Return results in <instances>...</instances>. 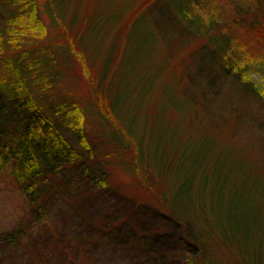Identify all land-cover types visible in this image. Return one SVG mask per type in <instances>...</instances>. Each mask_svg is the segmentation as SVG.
I'll return each mask as SVG.
<instances>
[{
    "label": "rangeland",
    "instance_id": "rangeland-1",
    "mask_svg": "<svg viewBox=\"0 0 264 264\" xmlns=\"http://www.w3.org/2000/svg\"><path fill=\"white\" fill-rule=\"evenodd\" d=\"M157 1L53 0V3L58 12L67 10L77 16L79 27L89 22L87 39L91 52L97 55L96 66L100 61L105 62L112 52L108 46L113 43L118 26L143 11L152 12L150 17L138 15L135 25L131 24L109 88L114 91L120 110L117 122L125 129H132L145 152L157 154L159 170L166 176L149 186L142 184L133 164L137 141L122 151L113 142H106L111 127L99 111H106L108 116L112 113L108 111L107 97L100 101L94 95L97 67L91 68L94 82L85 75L80 59L74 54H59L58 59L64 64V85L60 90L88 107L93 146L99 165L108 167L112 189L87 176L66 171L54 181L56 186L66 187L64 192L51 190L34 202L7 169L0 175V264H47L48 259L56 264L66 262L67 255L83 248H88L83 264H192L194 261L201 264L197 248L181 238L184 233L171 224L166 209L168 199L176 208L183 204L185 199L178 196V189L184 179H193L192 171H187L186 176L185 172L199 149L207 151L202 158H207L206 173L212 176L208 186L201 185L205 176L201 183L198 179L194 184L192 198L205 207V213L199 216L203 218L206 214L218 231L215 221L219 215L212 205L216 207L221 201L236 198L251 203L263 226L264 136L254 134L249 124V101L228 89L218 95L210 94L214 88L207 85L204 77L198 79L194 68L195 62L201 61L200 57H194V51L202 42L197 43L199 39L192 37L187 45L181 40L176 27L156 14ZM39 3L42 18L49 26L47 41L52 43L53 51H59L58 45L67 42L70 33L65 34L60 22L54 23L48 0ZM230 18V13L225 14L224 22H230ZM72 32L75 34V30ZM235 34L242 44L249 45L253 55L259 53L262 60V41L245 35L242 28H236ZM253 75L256 81H264V69ZM198 80L204 82V89ZM251 106V124L254 122L259 127L257 124L264 122L263 104L251 102ZM227 110L231 112V125L223 126L215 113L229 116ZM235 113L245 115L233 119ZM141 167L144 172L150 170L144 164ZM220 177L226 181L224 187L214 185V180ZM38 211L42 214L40 219ZM21 223L26 225L27 234L19 245L6 246L1 236ZM110 226H117L128 236L142 230L153 235H141L135 242H128L113 233L112 228L108 229ZM255 238V243L243 250L254 257L261 255L264 260V235ZM238 243L233 240L231 245L236 247ZM214 244L206 247L207 259L213 258L214 264H239L238 249L234 248V252L217 249Z\"/></svg>",
    "mask_w": 264,
    "mask_h": 264
},
{
    "label": "trees",
    "instance_id": "trees-1",
    "mask_svg": "<svg viewBox=\"0 0 264 264\" xmlns=\"http://www.w3.org/2000/svg\"><path fill=\"white\" fill-rule=\"evenodd\" d=\"M48 1L49 15L54 23L60 22L65 34L70 33L67 35V42L64 40L58 45L59 51H53L52 43L47 41L49 26L40 13L39 0H0V175L10 169L15 183L34 202L51 190L64 192L66 187L56 186L54 181L66 171L87 176L96 180L100 186L112 189L108 167L99 165L97 150L93 146L88 127V107L76 97L63 95L60 90L64 85V64L58 56L65 55L66 52L80 59L85 75L94 81L91 68L96 66L97 55L91 52L88 44L89 22L79 27L77 16L71 15L67 10L58 12L53 0ZM157 4L156 14L159 13L164 22L176 27L181 40L187 44L195 37L199 39L197 43L202 42L194 51V57L201 58V61L195 62L194 68L198 72V79L204 77L207 85L214 88L210 93L212 96L228 89L248 100L251 112V102H260L264 107V81L258 82L253 77L255 72L264 69V56L261 55V60L259 53L257 56L253 55L249 45L242 44V39L235 34L236 28H242L245 35L259 39L264 45V0H159ZM148 11L138 14L139 17L152 16V12ZM227 13L231 15L230 22H224V15ZM135 18L117 27L114 41L108 46L112 52H109L105 62L100 61L99 66H96V73H93L96 77L94 95L100 101L105 97L109 101L108 111L112 114L109 113L108 116L106 111H99L111 127V132L108 133L110 137H106V142H113L122 151L127 147L129 149V145L137 141L134 172L140 177L142 184L149 186L152 181L159 180L166 174L159 170L157 154L145 152L132 129L128 125V129H125L117 122L116 115L121 117L120 110L114 91L109 88L110 78L122 55L124 39L131 24L135 25ZM198 85L204 89V82L198 80ZM251 112L247 117L253 133L264 136V122L258 123L259 127H255L254 122L251 124ZM228 113L229 116L216 112L215 118L223 126H230L231 112ZM235 115L233 119H239L245 114ZM204 154L207 151L199 149L186 169L185 176L192 171L193 179H184L179 186L178 196L182 195L185 199L183 204L179 203L181 205L176 208L168 199L169 206L166 209L171 224L184 233L182 239L197 248L201 264H214L213 258L206 257V247L212 243H215L217 249L224 248L233 252L234 248L238 249L241 253L237 261L239 264H264L263 256L247 255L243 250V247L249 248L252 242L255 243V235H264V224L261 225L260 217L257 215V218L251 203L233 198L231 201H221L216 207L212 205L211 208L219 215L215 221L218 231L212 227L214 224L206 218V214L204 219L199 216V213H205V207L195 203L192 198V193L195 194L194 184L198 179L201 183L204 176L201 184L203 187L208 186L212 180L210 173H206L207 158L204 157L203 160ZM143 164L150 169L149 172L143 171ZM225 184L226 181L221 177L214 180L215 186L224 187ZM249 214L253 217L250 218ZM41 217L42 214L38 211L37 218ZM108 229L128 242H135L141 235H153L142 230L128 236L117 226H110ZM26 234L27 227L21 223L3 233L1 238L6 246L15 247ZM233 240L239 241V246L231 245ZM87 251L88 248H83L80 252L67 255L66 262L59 261L56 264H83ZM46 261L47 264H54L53 259Z\"/></svg>",
    "mask_w": 264,
    "mask_h": 264
}]
</instances>
